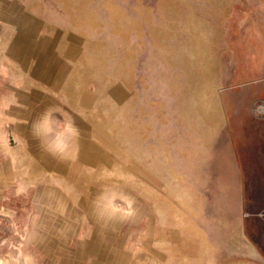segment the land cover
I'll return each instance as SVG.
<instances>
[{"label": "rangeland", "instance_id": "1", "mask_svg": "<svg viewBox=\"0 0 264 264\" xmlns=\"http://www.w3.org/2000/svg\"><path fill=\"white\" fill-rule=\"evenodd\" d=\"M7 9L32 16L36 45L45 42L70 81L56 94L49 84L33 90L57 99H0V164L9 148L27 152L11 132L29 119L51 125L46 147L66 145L57 163L17 165L37 179L0 182V264H97L88 256L110 253L124 255L111 264H145L152 250L153 264H194L177 258L178 241L158 243L161 228L187 242L184 229L207 226L198 217L210 204L239 206L245 219L264 210V5L0 0V17ZM3 48L0 38L9 99L31 91L35 59L25 68ZM29 104L44 115L12 114ZM167 252L170 261L156 259Z\"/></svg>", "mask_w": 264, "mask_h": 264}, {"label": "crops", "instance_id": "2", "mask_svg": "<svg viewBox=\"0 0 264 264\" xmlns=\"http://www.w3.org/2000/svg\"><path fill=\"white\" fill-rule=\"evenodd\" d=\"M257 4L264 5V0H256ZM5 15L0 17V20L9 23L6 28H0V38L1 44L4 48H8L9 52L16 60L20 63L23 62L25 68L29 69L30 59L34 58V64H31L30 67V74H33L36 80L29 79L25 77L24 84L25 86H32L31 91L23 92L20 96L17 93H14V97H9L7 99L5 95H0V99H5L7 101H25L29 102H40L42 100H52L57 99V96L51 95H43L39 92H35L33 90L40 89L42 84H49L53 85L52 89L56 90L60 84L67 85L70 81L69 79L65 80L64 78L58 77L57 74V66H58V58L52 55V53L45 50V42L40 41L37 45L35 42V38L37 37L36 28H35V21L32 16L28 14H24L23 18L20 17L16 12H12L11 10L7 9L4 12ZM18 15V18H17ZM29 16L30 18H28ZM4 17V18H2ZM27 17V18H26ZM24 22V24L19 28L16 22ZM13 22V23H12ZM12 24L15 27H12ZM34 45L36 47L34 48ZM73 45L69 46L66 51H68ZM3 48V50H4ZM21 60V61H19ZM37 60V61H36ZM27 63V64H26ZM40 66L44 70V73H40ZM56 67V68H55ZM16 69H19L16 68ZM56 70V74H55ZM16 73V72H14ZM4 79V78H2ZM6 79V78H5ZM61 79V80H60ZM59 83V84H58ZM2 82L0 81V85ZM58 85V86H57ZM46 104V103H45ZM41 110V111H40ZM34 112L32 115H41L42 108L41 107H33L32 105L26 106H18L13 108L12 114L19 115V116H29L31 112ZM40 113V114H38ZM31 118L34 116H30ZM30 123V119L28 120ZM26 124L17 128L15 131L11 132V136L14 140H24L29 145L27 148V152L24 149L21 150H14L9 148L7 152L4 154L6 160L1 162L0 164V182L8 181L12 179L18 180H32L37 179L38 176H20V172L17 170V165L19 164H32V162H27L26 159H30L32 157H37L38 161L41 162V159H46L43 164L51 163V162H59L62 158V155L59 151L51 149V146L46 142V137L49 139V133L51 125H39V128L36 126H31ZM36 121L32 122L35 124ZM23 127V128H22ZM153 156V153H152ZM234 164V162H231ZM9 167V172L7 168ZM30 170L27 171L28 174ZM163 175V172L160 173ZM164 174H166L164 172ZM239 174V173H237ZM160 178V177H158ZM201 178V177H200ZM240 179L239 176H237ZM165 177L161 176V180L164 181ZM225 195V194H224ZM227 196V195H225ZM226 205L210 204V210L207 207H202V211L208 210L206 213H202L198 218L201 219L202 222H205L207 226L200 227L199 229L192 225L186 226L184 230L187 231L188 241H179L180 237H175V232L167 230V228H161L159 231L162 233L163 240H157L158 243L168 246L169 250H173V242L178 241L175 248L177 250L176 255L179 260H191L194 264H264V210L261 209L258 212L256 218H242L239 211V206H231V208H226ZM229 209V210H228ZM198 212H200L198 210ZM197 213V212H196ZM224 220V221H223ZM182 228L181 226H179ZM157 230V229H156ZM154 231L152 229L151 236L153 235ZM157 232V236H158ZM155 237H151L149 241H147L146 246L148 244H152ZM168 242V243H167ZM149 246L147 247L148 250ZM151 256L150 259H145V264H153L152 261L156 256L154 251L148 252ZM156 254H159L156 253ZM110 257H100V255L88 256L95 259L100 264L109 263L111 264L113 258V253L109 254ZM170 252H167V255L163 258L161 256H157V260L162 261H170ZM117 262L123 259V254L117 253L115 254ZM95 257V258H94ZM136 260V259H135ZM131 259V261H135ZM99 261V262H98ZM138 264L136 262H131L129 264ZM94 264V263H93Z\"/></svg>", "mask_w": 264, "mask_h": 264}, {"label": "clouds", "instance_id": "3", "mask_svg": "<svg viewBox=\"0 0 264 264\" xmlns=\"http://www.w3.org/2000/svg\"><path fill=\"white\" fill-rule=\"evenodd\" d=\"M67 127H68V129H69L70 131L73 130L71 124L67 125ZM65 147H66V145H63V144H59V145H57L58 150L61 151V152L64 151V148H65Z\"/></svg>", "mask_w": 264, "mask_h": 264}, {"label": "bare ground", "instance_id": "4", "mask_svg": "<svg viewBox=\"0 0 264 264\" xmlns=\"http://www.w3.org/2000/svg\"><path fill=\"white\" fill-rule=\"evenodd\" d=\"M257 110L262 113L264 111V108L260 106L259 108H257Z\"/></svg>", "mask_w": 264, "mask_h": 264}, {"label": "built area", "instance_id": "5", "mask_svg": "<svg viewBox=\"0 0 264 264\" xmlns=\"http://www.w3.org/2000/svg\"><path fill=\"white\" fill-rule=\"evenodd\" d=\"M260 106H261V105H260ZM260 106H259V107H260ZM262 106L264 107V105H262ZM259 107H257V108H259ZM257 111H258V110H257ZM258 112H259V111H258ZM259 113H261V112H259ZM262 113H264V111H263Z\"/></svg>", "mask_w": 264, "mask_h": 264}]
</instances>
